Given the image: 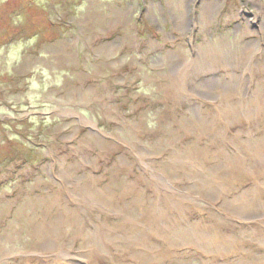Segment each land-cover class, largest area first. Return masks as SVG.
<instances>
[{
  "label": "rangeland",
  "instance_id": "rangeland-1",
  "mask_svg": "<svg viewBox=\"0 0 264 264\" xmlns=\"http://www.w3.org/2000/svg\"><path fill=\"white\" fill-rule=\"evenodd\" d=\"M0 264H264V0H0Z\"/></svg>",
  "mask_w": 264,
  "mask_h": 264
},
{
  "label": "bare ground",
  "instance_id": "bare-ground-1",
  "mask_svg": "<svg viewBox=\"0 0 264 264\" xmlns=\"http://www.w3.org/2000/svg\"><path fill=\"white\" fill-rule=\"evenodd\" d=\"M261 101H263V100H261ZM249 206V205H248ZM233 211H236V212H238L235 208L234 209H232Z\"/></svg>",
  "mask_w": 264,
  "mask_h": 264
}]
</instances>
